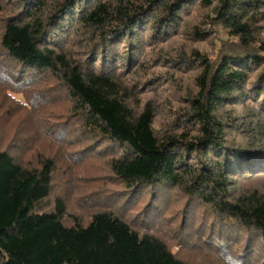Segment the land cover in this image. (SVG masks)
Wrapping results in <instances>:
<instances>
[{
    "label": "trees",
    "instance_id": "1",
    "mask_svg": "<svg viewBox=\"0 0 264 264\" xmlns=\"http://www.w3.org/2000/svg\"><path fill=\"white\" fill-rule=\"evenodd\" d=\"M6 65L24 86L6 83ZM29 88L46 108L65 94L57 123L34 118ZM2 92L34 121L0 140V264H195L189 253L219 264L146 222L174 192L209 257L241 249L237 264H264V0H0ZM72 125L122 186L119 210H69L84 207L69 173L83 143L66 141L68 153L40 127L72 136Z\"/></svg>",
    "mask_w": 264,
    "mask_h": 264
},
{
    "label": "rangeland",
    "instance_id": "2",
    "mask_svg": "<svg viewBox=\"0 0 264 264\" xmlns=\"http://www.w3.org/2000/svg\"><path fill=\"white\" fill-rule=\"evenodd\" d=\"M7 66V65H6ZM9 66V64H8ZM10 78H5L6 79V83L12 87L17 88L15 85L18 86H24L19 82H15L13 79V75L16 74V69H14V66L10 65ZM42 78H37L36 80H41ZM30 80V79H28ZM27 80V81H28ZM26 83V82H25ZM50 85H54V86H58V84L54 81L53 83L51 82ZM50 85H48V87H50ZM33 87V86H31ZM29 90H32L30 92V99H32V97L34 98V100H36V109L38 111L35 112V116L34 118H36L38 121L40 122H44L51 125L54 124L57 118V112L58 110H60L59 108H64L66 107V102L64 101L65 99V94H63L62 92H60L59 90H54L53 92L55 93V97L50 98V101L52 102V105L49 106L48 108H46V106L48 105L47 102H44L43 100L38 101V92L35 91L32 88H29ZM40 92V94L42 95H46L48 92V94H50V96L54 95L53 92L51 93V89L49 88H44L42 90H38ZM6 95L2 93H0V140H3V147L5 145H7V143L9 142L10 139V135L14 132L12 131L13 127H19L18 129L23 130L24 127L28 128V133L29 134H33L31 128L29 125L32 126V122L34 121L31 116H25V114L22 112V110H20L17 106H15L14 104L17 102H14L13 100H11L9 97H5ZM11 96L14 97V99L22 102V103H26L25 98L23 97V94H18V93H12L11 92ZM37 97V98H36ZM36 98V99H35ZM45 101H48L47 99H45ZM28 103H30L28 101ZM68 104V103H67ZM7 108V112H4V109ZM10 109V110H9ZM48 110V111H46ZM9 111V112H8ZM40 119V120H39ZM45 120V121H41V120ZM65 124H68V122H65V120H60L59 126L61 125V127H63ZM40 126L43 125V123L38 124ZM53 128V127H52ZM58 130L62 129L60 127H57ZM56 128V129H57ZM40 135L42 136L41 138L43 139V142L50 145L51 142L49 141H53L56 142L52 143L53 146L55 147H60V144L63 143L62 147H65V151L68 153H71L73 150V146L74 144H72L69 148V146H67V142L70 139H80L79 137H77L75 133V127L69 126L67 129L68 131H72L73 134L71 136V134L67 135V133L65 132L66 136H70L69 139L66 138V136L62 135L61 133L55 134L51 133V134H46V130L44 131L43 127H40ZM54 129V128H53ZM55 130V129H54ZM25 131V130H24ZM50 132V131H49ZM57 133V132H56ZM62 135V137H61ZM89 138V137H88ZM60 141V142H59ZM80 142L83 141V139L81 138L79 140ZM96 140H84V142H82V148H78V152L82 150H84L83 156L85 157V163H82L83 167L81 168H72L69 173L72 174L73 176L77 177L76 182H75V193L78 194V192L82 191L81 195V199H82V203L84 204V207L79 208L75 203L73 204H69V210L72 211V213H79L81 214V216L83 217H89L90 212L88 211V207L89 208H93L94 207H99V208H105L106 204L105 203H109V205H111V207H115V210H119V208H121V199L118 197V192L122 191V186H120L116 181H113L111 179L108 168L106 166V161L104 159H102L100 156V152H99V145L95 144ZM95 144L96 147L94 149H90L89 146ZM43 149H49L47 147H45L44 145L42 146ZM68 148V149H67ZM77 148L74 147V149ZM50 151V150H49ZM75 153V151L73 152ZM16 155V154H15ZM78 155V154H77ZM77 157V156H75ZM63 158H60L59 162H62L61 164L58 165H62L65 164L66 162L64 160H61ZM78 161V160H77ZM61 166V167H62ZM80 177V178H79ZM80 179V180H78ZM67 186V185H66ZM64 188V185L61 184L59 189L60 191ZM61 193V192H60ZM80 198V197H79ZM77 195H74L72 198V201H76L79 199ZM118 204H115V203ZM92 204H94L93 206H91ZM168 207L166 208V210L164 211L162 217L159 218V220H151L149 218V220L146 222H149L150 224H152V226L150 227L153 231L157 232L158 234L161 232L162 234L164 233L165 235L169 236V239H172L176 233H180L183 231V235L187 238L186 242L188 246L194 245L193 247L202 250L204 252L205 256H208L206 261H213L215 263H219V264H237V262L240 259V253H241V249H236V251L232 250L231 252V256H229L228 258H226V260L221 259L220 258V254L219 257L215 256V255H211L214 256L216 258H211L209 257V252L207 248L203 247V243L199 242L198 239L195 237V235L193 237H191L190 235L192 234V232L189 231H184V230H188V225L186 224L184 227L182 225V209H183V202L181 201V199H179V194L177 192H174L173 195H171V202L169 205H167ZM141 211V208L137 209V212ZM135 212V214L137 213ZM135 214H129L128 215V219H133V217L135 216ZM145 220L141 219V222ZM136 227L138 228H142L147 229L145 227V225H143L142 223H135ZM198 228V225L196 226ZM197 228H195L193 230V232H197ZM160 233V234H161ZM198 236V234L196 235ZM191 237V238H190ZM190 238V240H188ZM178 242H174L173 246H174V251H180L181 249L178 247ZM196 245V246H195ZM260 255V254H259ZM189 257L192 258L193 262L195 264L201 263L203 257L200 259L199 256L194 255L193 253H189L188 255ZM239 258V259H238ZM214 259V260H213ZM241 260V259H240ZM253 262L251 264H262V262H258L257 263V256H254L253 258ZM205 262V261H204Z\"/></svg>",
    "mask_w": 264,
    "mask_h": 264
}]
</instances>
